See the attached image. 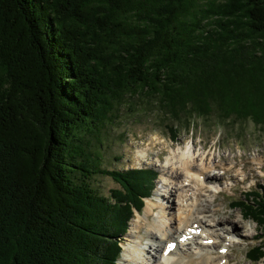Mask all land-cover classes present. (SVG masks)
Here are the masks:
<instances>
[{
    "label": "trees",
    "instance_id": "1",
    "mask_svg": "<svg viewBox=\"0 0 264 264\" xmlns=\"http://www.w3.org/2000/svg\"><path fill=\"white\" fill-rule=\"evenodd\" d=\"M138 95L174 138L193 118L263 128L264 0H0V264H118L157 174L101 169L86 140ZM232 207L264 263V186Z\"/></svg>",
    "mask_w": 264,
    "mask_h": 264
},
{
    "label": "rangeland",
    "instance_id": "2",
    "mask_svg": "<svg viewBox=\"0 0 264 264\" xmlns=\"http://www.w3.org/2000/svg\"><path fill=\"white\" fill-rule=\"evenodd\" d=\"M116 114H118L117 118L101 129L102 143L94 137H88L86 140L90 145L91 156H94V151L98 152L94 154L100 156L98 162L101 169L118 172L138 169L154 170L157 180L149 200L152 199V203L158 206L162 202L161 195H166L163 188V170L167 159L172 157L173 152L183 151L186 146L192 145L195 151L204 153L211 162H219V166L222 163L230 164L226 170L219 167L218 170L210 172V175H218L220 182V188L215 197L217 200L213 206L220 211L218 214L222 215L224 212L226 215L234 214L236 220H241L245 226L240 228L243 235L255 236L239 244H233L224 252L220 247L225 246V241H222L225 235L218 231L222 234V239L214 240L215 244L212 249H209V253L211 257H221L219 255L230 253L228 256L230 260L223 259L222 264H264L261 261L253 263L247 258L251 247L261 245L262 229L253 221H245L240 209L230 206L238 200L246 199L250 191L256 190L257 192L263 188L264 127H257L251 121L222 122L217 116L205 119L193 118L189 127L175 124L178 131L174 138L169 130L174 123L157 106L152 102L147 103L146 99L139 95L128 96ZM139 151L145 153L143 158L139 156ZM175 182L176 180L173 179V183ZM91 183L99 195L107 198H110L112 190H123L118 182L106 175H95ZM147 207L148 199H145L143 210L133 216L129 229L138 215L146 214ZM155 208L150 221L160 212L159 208ZM144 227L140 230V235H144ZM127 236L128 233L123 237V249L128 245ZM228 239L229 237L226 238ZM147 242L143 241L144 245ZM127 258L122 251L118 264H123L121 260ZM216 264H221L220 259Z\"/></svg>",
    "mask_w": 264,
    "mask_h": 264
},
{
    "label": "bare ground",
    "instance_id": "3",
    "mask_svg": "<svg viewBox=\"0 0 264 264\" xmlns=\"http://www.w3.org/2000/svg\"><path fill=\"white\" fill-rule=\"evenodd\" d=\"M139 154L141 158L145 156L141 151ZM219 167L226 170L230 164L222 163L219 166V162H211L204 153L195 151L192 145L186 146L183 151L172 153L163 170L166 195H161L162 202L158 206L152 203V199H148L146 214L135 218L128 232V245L124 247L128 258L121 260L123 264H216L219 259L222 264L223 259L230 260V253L221 257H211L209 253V249L213 248L209 241L222 239V234L218 231L225 235L222 240L225 241V246L220 247L221 249H230L235 243L254 238L255 235L241 233L240 228L245 226L241 220H236L234 214L226 215L224 212L220 215V211L213 206L220 182L219 176L210 175V172ZM167 174L169 175L166 177ZM173 179L176 180L175 183ZM155 207L160 212L150 221ZM143 226L145 233L140 235ZM193 230L196 233L201 231V235L194 237ZM190 236L194 237L191 241L188 240ZM145 240L148 242L144 245ZM173 242L177 246L169 251Z\"/></svg>",
    "mask_w": 264,
    "mask_h": 264
}]
</instances>
